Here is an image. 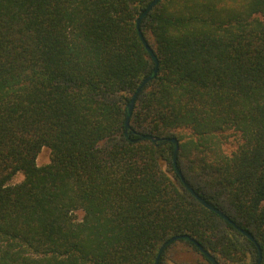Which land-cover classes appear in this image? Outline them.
I'll return each mask as SVG.
<instances>
[{
    "label": "trees",
    "instance_id": "16d2710c",
    "mask_svg": "<svg viewBox=\"0 0 264 264\" xmlns=\"http://www.w3.org/2000/svg\"><path fill=\"white\" fill-rule=\"evenodd\" d=\"M151 1L0 0V264H155L175 235L264 264V0H162L141 20L158 73L128 140ZM141 135L178 141L181 176ZM158 264L211 263L178 240Z\"/></svg>",
    "mask_w": 264,
    "mask_h": 264
},
{
    "label": "water",
    "instance_id": "95a60500",
    "mask_svg": "<svg viewBox=\"0 0 264 264\" xmlns=\"http://www.w3.org/2000/svg\"><path fill=\"white\" fill-rule=\"evenodd\" d=\"M162 0H152L147 7L142 11V13L140 14L139 18L136 21V27L138 30V34L140 37L141 42L143 43L148 55L150 56L152 62L154 63V67L152 69V71L150 72V74L144 78L141 83L139 84L138 88L136 89V91L134 92V94L132 95L131 99L129 100L127 106H126V115H125V121H124V131H125V137L129 139V120L131 117V113L134 107V103H135V99L138 95V93L150 82H152L158 73V60L155 56V54L153 53V51L151 50V48L148 46L147 42L145 41V39L143 38V36L141 35L140 31H139V24L141 22V20L158 4L160 3ZM138 140H150L152 143H157V142H168L172 144V149H173V166L176 170V172L180 175L177 166H176V158H177V154L179 151V143L175 138H165V139H159L153 136H149V135H141ZM138 140H132V142H136ZM181 176V175H180ZM182 182L184 183V180L182 177H180ZM185 188L189 191V193L191 195H193L197 201H199L202 206L208 210L213 211L214 213H216L220 218H222L223 220L227 221L228 223H230L234 228H236L239 232H241L246 238H248L251 242H255L253 237L247 233H245L244 231H242L241 229H239L233 222H231L222 212H220L218 209L211 207L210 205H208L203 199H201L191 188H189V186L184 183ZM178 240H184V241H188L190 243H192L201 254H203L205 256V258H207L209 260V262L211 264H218L207 252H205L202 247L191 237H189L188 235H175L171 238H169L168 240H166L162 246L159 248L157 257H156V261L155 264H158V259L160 254L162 253V251L170 244H172L175 241ZM258 248V247H257ZM259 250V249H258ZM259 253V259L257 261L256 264H260L261 262V257H260V252Z\"/></svg>",
    "mask_w": 264,
    "mask_h": 264
},
{
    "label": "rangeland",
    "instance_id": "374dc122",
    "mask_svg": "<svg viewBox=\"0 0 264 264\" xmlns=\"http://www.w3.org/2000/svg\"><path fill=\"white\" fill-rule=\"evenodd\" d=\"M224 148H225V151L227 153H230V152H232L235 149V146H234V144H230V145H226ZM49 161H50V152H49V150L46 149V148L41 149V151L39 152V154L37 156V159H36L37 165L38 166H43V165L48 164ZM21 180H22V176L18 175L12 181V183H17V182H19ZM81 217H82V213L81 212H77L76 213V218L77 219H81ZM178 257H182V258L188 259L189 261H192V260L197 258V256H195L194 254H191L190 252L183 253L182 255H180Z\"/></svg>",
    "mask_w": 264,
    "mask_h": 264
}]
</instances>
